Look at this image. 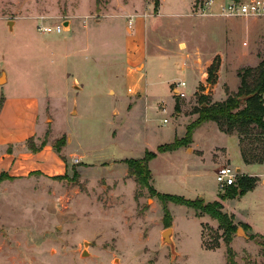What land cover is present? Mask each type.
Returning <instances> with one entry per match:
<instances>
[{
	"label": "rangeland",
	"instance_id": "rangeland-1",
	"mask_svg": "<svg viewBox=\"0 0 264 264\" xmlns=\"http://www.w3.org/2000/svg\"><path fill=\"white\" fill-rule=\"evenodd\" d=\"M207 1L192 0L195 17H190L186 15L190 0H163L161 16L151 19L162 29L157 37L153 34L157 26L150 29L145 52L144 20L121 15L137 6L135 12L143 17L155 16L160 0H0V76L4 70L10 77L0 92L32 93L37 89L59 95L52 114L48 111V129L35 144L48 141L55 145L64 137L67 142V135L72 139L69 150L86 155L90 162L65 158L68 172L58 179L0 177V264L230 263L223 230L216 220L192 208L164 203L157 194L139 187L119 160L142 159L146 150L157 153L159 146L186 136L205 106L201 96L210 92L207 67L217 56L221 62L225 60L227 72L222 91L215 94L217 100L225 91L226 95L236 94L230 93V87H235L238 72L251 68L247 65L253 59L255 64L263 60L264 39L254 51L252 28L240 20L246 17H237L236 22L196 16ZM225 1L217 0V5ZM176 13L178 17L170 18ZM41 25H64L65 31L42 34ZM158 41L172 51L182 43L181 48L199 51L210 59L203 68L206 80L198 84L197 91L191 76L181 70L180 61L170 62L168 67L156 63L154 72L150 71L149 57L156 56ZM126 51L129 63L123 58ZM142 60L147 62L142 72L131 70V62ZM168 73L176 83L171 94L166 90L158 100L161 112L150 113L149 121L139 114L128 115L129 111L113 115L114 107L121 112L125 102L126 107L133 104V97ZM181 81L187 83L181 88L184 98L175 93ZM210 98L211 103L216 102L212 95ZM76 102L79 113L70 114ZM51 118L56 120L54 127ZM195 131L192 143L158 154L150 163L151 186L161 194L204 203L216 201L218 193L219 198L231 196L230 190H221L216 184L215 172L227 165L217 161L221 150L215 149L226 147L235 163L239 156L236 138L219 133L211 122ZM245 147L250 149L248 140ZM167 215L172 218V245L162 237L168 229ZM241 230L240 235L234 233L229 245L233 263L264 264L260 245L264 239L249 235L247 228ZM84 252L88 255L83 256Z\"/></svg>",
	"mask_w": 264,
	"mask_h": 264
},
{
	"label": "crops",
	"instance_id": "crops-1",
	"mask_svg": "<svg viewBox=\"0 0 264 264\" xmlns=\"http://www.w3.org/2000/svg\"><path fill=\"white\" fill-rule=\"evenodd\" d=\"M212 1L213 2L210 8L207 10V13L201 16H199L200 14L196 15L198 16V18H214V19L225 18L220 15L219 6L217 5V0H212ZM163 5H164L163 0H160L158 13L155 16H148L147 14L146 17L145 16L143 17V15H140L135 12L136 11L135 8H137V6H134L135 8L133 10H129L128 12L124 11V14L121 15L124 16L125 18L133 16V19L135 18V19L144 20L145 22L144 27L147 28L144 29L145 52L149 44L150 29L151 28L154 29L155 26H157L153 33L154 35H156V37L159 35L161 31L160 29H162L161 24L156 25L154 22H152L151 19L153 18L156 19L161 16ZM188 8H190V12L188 11L186 15L190 17H195L192 14V10H194L192 0H190ZM178 16L179 14L176 13V14H172L170 18L173 19ZM229 19H231V21L237 22L236 18H229ZM240 20L243 23H245L247 26L252 28V32L250 33V36L252 37L253 46H254L253 50L255 51L258 47L259 42L263 41L264 39V19L243 18ZM134 24L135 22L132 20L131 23L132 28L134 27ZM262 44H263V52H264V41L262 42ZM175 46H177V44H175ZM181 46L182 43L178 44V47H176L172 51L169 50V48L161 45V43L158 41L155 47L156 56L149 57L151 63L148 62V66L150 71L154 72L156 63L168 67L170 66L169 64L170 62L171 65H174L173 63L180 61L179 65L181 66L180 67L181 70L186 71L187 74L190 75L192 78V82H193L192 86L195 92L197 91L196 88L198 84L204 83L206 80L207 74L206 72L203 71V68L208 63H210V59L208 60L204 59L202 53L199 51H196L195 53H191L192 50L188 49V47L186 49H183L181 48ZM123 58L124 59L128 58L127 63L131 61L129 51H126V53L123 54ZM145 58L143 59L146 60ZM144 60L138 63L131 62V64H129V67L134 72L135 71L142 72L147 65V62L145 63ZM259 64L260 62L258 64H255V60L253 59L252 65H247V66L254 68ZM133 65L134 67H131ZM225 65H226L225 60L222 59L220 69L218 72V76H219L218 83L212 90L213 92L211 94L214 97V99L216 98L215 94L217 90L219 89L220 91H222V85L225 83L227 79V72L225 71ZM238 68L239 67H236L234 71H237ZM139 69H141V71H139ZM9 80L10 77L7 76V82L6 84H4L3 87H5L9 83ZM235 80H236L235 87L232 88L230 87V93L233 92L236 93L240 86V81H238L240 79L238 75L235 76ZM174 83L176 82L173 79V74L168 73L167 76L164 75L161 79L153 83H149L147 88L144 89L142 95H136L135 97H133V100H135L133 104H129L126 107V102H125L124 109L121 112L119 109L114 107L113 115L119 116V114H121L122 112H124L125 114L129 111L127 113L128 115L139 114L141 116V119L144 118V120L149 121L150 120L149 114L150 113L155 114V112L157 113L159 111L157 102L159 103L158 100L160 98H163L162 93L167 90L169 94H171L172 93L171 86ZM186 87H187V83H186ZM36 90L37 89H35V91L32 93L31 92L27 93L26 91H20V92L13 91L8 94H3V90L0 92V94H3L2 96L3 100L1 102V107H0V175L5 174L9 178L17 179V178L29 177L34 173H40L42 177L56 178V177H62L66 175L68 172V164L65 158L73 159L74 157H77V159H79L83 163L85 162L90 163L89 161H87L88 158L86 155L78 153L75 150H69L70 144L72 143V139L67 135H66L67 143L66 146L63 148L61 155L55 151L52 143L50 142H48L36 153L32 152L28 148L27 142L29 139L33 138L35 141H38V139L41 138V136L44 133H46L48 129L46 123L49 121L47 115L52 112L54 108L53 107L55 101L54 99H56V97L59 96V95H54L51 92L40 93L37 92ZM38 90L40 91V89ZM82 90L83 88L80 86V89L78 91L81 92ZM112 91L113 90H110L109 93L111 94ZM76 95L78 96V93ZM227 98L228 95H226V91H225L223 98H220V100L217 99L215 100L216 102H223ZM78 108H79V104L78 102H76L75 108L71 111L70 114L74 113L75 115H77L79 113ZM42 118H44V120H42ZM51 121H53L52 127H54L56 125V120H53L51 118ZM161 121H162L161 123L163 124V120ZM207 123H204L203 125H206ZM211 123L215 124V127H217V131H219V133L226 135L219 130L216 123L214 122ZM226 136L236 138V145L239 156L236 158V162L233 163L232 159L230 158L228 149L224 146L217 147L215 150L217 149L221 150L220 157L217 158V161L221 162L222 165H228L236 168L237 172L239 173V177L248 176L251 178H256L257 183L256 186L251 191L247 192L244 195H238L235 198H226L223 200L219 198L220 194L218 193L217 194L218 198L216 201L222 204L224 213L228 214L233 218L234 225L238 227V230L243 229L245 227L247 228L249 235L257 236L264 239V164L245 163L242 158L241 149L239 145L240 141L238 136H234V135H226ZM194 144H195V140H194ZM119 160L124 161L125 159H119ZM205 203H212V202L205 201ZM202 219H206V217H203ZM249 242L252 243L251 241Z\"/></svg>",
	"mask_w": 264,
	"mask_h": 264
},
{
	"label": "trees",
	"instance_id": "trees-1",
	"mask_svg": "<svg viewBox=\"0 0 264 264\" xmlns=\"http://www.w3.org/2000/svg\"><path fill=\"white\" fill-rule=\"evenodd\" d=\"M220 65L221 58L217 56L207 67V84L210 92L206 96H201V104H205V106L199 111V118L188 127L186 136L180 140L175 139L171 144L159 146L157 153L146 151L142 159H125L123 162L127 165L128 171L135 179L136 184L141 188L148 189L153 195L157 194L164 203L170 202L192 208L216 220L219 228L223 230L224 240L228 247V256L230 257L229 264H234L231 259L232 253L229 245L238 227L234 225L233 218L224 213L222 204L217 201L205 204L201 199L194 201L186 199L183 196L157 192L151 186L152 172L149 167L150 162L156 159L158 154L175 152L185 144L192 143L194 131L207 122L216 123L219 130L226 135H239V145L245 163L264 164V54L263 60L258 67L242 69L238 72L240 86L236 94L228 95V98L223 102L211 103L210 96L218 81ZM252 137L256 139H251ZM247 140L250 147V149L247 148L248 150L245 147V141ZM47 143L48 141L43 142L38 148L35 140L32 138L28 140L27 145L32 152L36 153ZM66 143V138L64 137L61 141H57L53 147L61 155L62 148L66 146ZM32 175H40V173H34ZM66 175L54 179L63 178ZM2 176L6 175L1 174L0 177ZM256 183V178L248 176L239 177L237 185L227 189L231 191L232 195L222 197L221 199L224 200L226 198H235L238 195H244L251 191L256 186ZM167 218L168 228H170L172 221L171 215H167ZM244 229L246 228L244 227ZM260 245L264 255V243H260Z\"/></svg>",
	"mask_w": 264,
	"mask_h": 264
},
{
	"label": "built area",
	"instance_id": "built-area-1",
	"mask_svg": "<svg viewBox=\"0 0 264 264\" xmlns=\"http://www.w3.org/2000/svg\"><path fill=\"white\" fill-rule=\"evenodd\" d=\"M212 2V0L205 2V4L199 8L198 14L205 15ZM219 11L220 15L226 18L251 17L264 19V0H226L219 5ZM38 30L42 34H61L65 31V26L57 25L48 27L41 25L38 27ZM185 85L186 84L184 82L178 83L177 88L175 89V93L177 96H180L182 98L186 97V94L181 89L185 87ZM167 123L168 120H164V124ZM238 177L239 173L237 172V169L228 165L219 168L215 174L216 184L221 190H226L231 186H235Z\"/></svg>",
	"mask_w": 264,
	"mask_h": 264
},
{
	"label": "water",
	"instance_id": "water-1",
	"mask_svg": "<svg viewBox=\"0 0 264 264\" xmlns=\"http://www.w3.org/2000/svg\"><path fill=\"white\" fill-rule=\"evenodd\" d=\"M8 25H9L10 29L12 30L13 25H14V22L11 21V22L8 23ZM6 82H7V74H6V72L3 70V72H2V74H1V76H0V86L6 84ZM201 200H202V199H201ZM241 232H242V230L239 229V230H238V234L240 235ZM172 236H173V230H172V228H168V229H166V230L162 233V237H163L164 242L167 243V244H169V245H172V243H173V242H172ZM89 245H90L89 243H86V244H85V246H89ZM87 255H88L87 252H84V253H83V256H87Z\"/></svg>",
	"mask_w": 264,
	"mask_h": 264
}]
</instances>
